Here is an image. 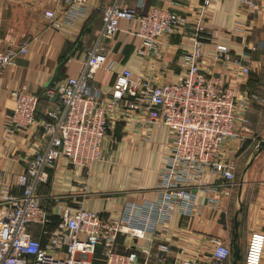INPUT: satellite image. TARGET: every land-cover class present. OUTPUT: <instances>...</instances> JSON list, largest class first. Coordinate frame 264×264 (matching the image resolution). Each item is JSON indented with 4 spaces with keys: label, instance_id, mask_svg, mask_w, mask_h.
<instances>
[{
    "label": "built area",
    "instance_id": "obj_1",
    "mask_svg": "<svg viewBox=\"0 0 264 264\" xmlns=\"http://www.w3.org/2000/svg\"><path fill=\"white\" fill-rule=\"evenodd\" d=\"M57 6L44 12L49 26L59 29L62 21L74 25L83 19L90 0H56ZM194 17L177 12L180 0L169 7H152L146 0H111L103 7V26L78 76L59 83L52 80L43 91L58 95L55 107L37 118L40 95L23 85L12 90L13 112L4 126L5 151L11 154L17 136L34 126L42 128L44 145L27 160L19 176L21 192L0 181V264H165L171 244L160 242L153 255V239L127 253L117 250L121 235L143 239L150 224L168 225L173 214L190 218L196 203L193 185L202 184L207 174L235 181V162L225 159L224 146L231 139H242L248 131L249 99L264 101L255 93H243V82L252 71L254 53L261 45L245 42L247 51L233 53L225 44L206 51L212 31L206 11L212 0H196ZM241 7L257 13L259 0H235ZM137 27L141 40L137 54L160 55L159 38L186 35L193 39L183 51V76L175 81L157 83L147 75L135 76L131 69L117 73L108 93L101 94L94 84L99 68L111 70L107 42L120 30V21ZM30 48L29 41L0 50V77L17 64ZM223 70L232 71L233 75ZM123 117L137 126L168 127L171 145L165 168L160 173V194L155 201L135 203L123 214L105 217L81 205L72 209L60 197L50 210L42 201L38 187L50 180L61 160L73 169L91 170L97 160H108L103 145L112 118ZM150 135L148 134V137ZM154 217V218H153ZM212 252L207 264H228L232 259L229 243L211 237ZM100 248L101 257H96ZM145 254V258L140 257ZM264 263V232L250 233L242 264ZM179 264H197L180 260Z\"/></svg>",
    "mask_w": 264,
    "mask_h": 264
},
{
    "label": "crops",
    "instance_id": "obj_2",
    "mask_svg": "<svg viewBox=\"0 0 264 264\" xmlns=\"http://www.w3.org/2000/svg\"><path fill=\"white\" fill-rule=\"evenodd\" d=\"M111 0H90L83 19L70 25L62 21L59 29L49 26L44 12L57 6L56 0H0V50L29 41L28 53L0 77V181L9 183L21 192L19 176L28 159L44 145L42 128L34 126L17 136L18 144L11 154L5 151L4 126L13 112L12 90L27 85V89L41 96L37 118L55 107V102L44 98V88L53 78L59 83L78 76L103 26V7ZM176 10L186 17H194L199 3L180 0ZM137 0H129L134 6ZM170 0H146V11L152 7H169ZM258 12L241 7L235 0H212L206 11V23L212 31L205 50L217 44L229 46L233 53L247 51L248 44L258 43L252 71L243 82V93H255L264 98V0H259ZM120 30L107 42L111 70L99 68L94 84L101 94L108 93L117 73L129 68L135 76L147 75L157 83L175 81L184 74L183 51L191 48L193 39L186 35L159 38L160 55L142 57L137 54L141 40L137 27L120 21ZM233 75L230 70H223ZM248 131L242 139H231L224 146L225 159L235 162V181L207 174L200 185H193L196 203L190 218L174 213L168 225L150 224L145 238L133 239L121 235L117 250L127 253L153 239L156 262L157 245L171 244L165 264H179L180 260H196L207 264L212 252L211 237H220L230 244L235 213L239 212V246L244 257L249 235L254 230L264 232V150L258 145L264 139V101L249 99ZM103 154L108 160H97L87 169H73L61 160L51 171L50 180L38 187L43 203L53 209L60 197L72 208L80 205L105 217L123 214L135 203L155 201L160 190V173L165 168L166 153L171 145L168 127L137 126L123 117L112 118ZM148 134L150 135L148 137ZM154 218V217H153ZM144 259V253H140ZM232 260V259H231ZM228 264H232V261ZM243 259L241 261V264ZM264 264V263H263Z\"/></svg>",
    "mask_w": 264,
    "mask_h": 264
},
{
    "label": "water",
    "instance_id": "obj_3",
    "mask_svg": "<svg viewBox=\"0 0 264 264\" xmlns=\"http://www.w3.org/2000/svg\"><path fill=\"white\" fill-rule=\"evenodd\" d=\"M43 97L50 99L54 102H56L58 100L57 94H54L53 96L44 95ZM262 150H264V139H262L258 145V151L260 152ZM240 211H241V209H240ZM240 211L235 213L234 225H233V231H232V239L230 241V246H231V250H232V260H231L232 264H240L242 259H243L241 248H240L239 242H238L239 236H240V233H239L240 221L238 219V215H239Z\"/></svg>",
    "mask_w": 264,
    "mask_h": 264
},
{
    "label": "trees",
    "instance_id": "obj_4",
    "mask_svg": "<svg viewBox=\"0 0 264 264\" xmlns=\"http://www.w3.org/2000/svg\"><path fill=\"white\" fill-rule=\"evenodd\" d=\"M53 80H57V79L56 78H53ZM40 98H41V96H40ZM95 264H105V262L103 260H96L95 261Z\"/></svg>",
    "mask_w": 264,
    "mask_h": 264
},
{
    "label": "rangeland",
    "instance_id": "obj_5",
    "mask_svg": "<svg viewBox=\"0 0 264 264\" xmlns=\"http://www.w3.org/2000/svg\"><path fill=\"white\" fill-rule=\"evenodd\" d=\"M96 257H101L100 248L97 249Z\"/></svg>",
    "mask_w": 264,
    "mask_h": 264
}]
</instances>
